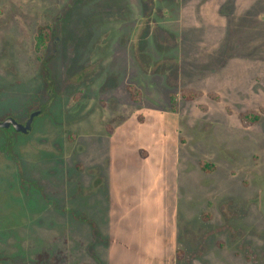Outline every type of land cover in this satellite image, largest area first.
I'll return each mask as SVG.
<instances>
[{
  "label": "rangeland",
  "instance_id": "374dc122",
  "mask_svg": "<svg viewBox=\"0 0 264 264\" xmlns=\"http://www.w3.org/2000/svg\"><path fill=\"white\" fill-rule=\"evenodd\" d=\"M260 105L264 0H0V264H264Z\"/></svg>",
  "mask_w": 264,
  "mask_h": 264
},
{
  "label": "trees",
  "instance_id": "16d2710c",
  "mask_svg": "<svg viewBox=\"0 0 264 264\" xmlns=\"http://www.w3.org/2000/svg\"><path fill=\"white\" fill-rule=\"evenodd\" d=\"M53 34V26L51 24H42L38 26V32L36 36V47L44 48L47 47L50 43V37ZM127 91L130 93L131 97L135 101H139L142 96V91L135 84H127ZM204 94V91L199 88L194 87H183L179 92L171 93V100L175 103L178 100V97L181 96L186 100H193ZM209 96L219 99V95L214 91H209L207 93ZM264 114V105H260L258 108H250L244 111H240L238 116L243 126L248 127L258 122L262 115ZM201 169L206 173H211L216 169V164L209 162L207 160L200 161ZM209 214L205 215V218H208ZM41 259L46 258L47 253H39L38 255Z\"/></svg>",
  "mask_w": 264,
  "mask_h": 264
},
{
  "label": "water",
  "instance_id": "95a60500",
  "mask_svg": "<svg viewBox=\"0 0 264 264\" xmlns=\"http://www.w3.org/2000/svg\"><path fill=\"white\" fill-rule=\"evenodd\" d=\"M37 113L38 111L31 113L30 116L23 122L14 117H8L4 120H0V127L8 128L12 126L16 131L29 133L32 130L33 120Z\"/></svg>",
  "mask_w": 264,
  "mask_h": 264
}]
</instances>
